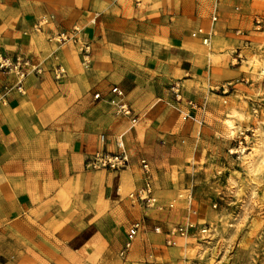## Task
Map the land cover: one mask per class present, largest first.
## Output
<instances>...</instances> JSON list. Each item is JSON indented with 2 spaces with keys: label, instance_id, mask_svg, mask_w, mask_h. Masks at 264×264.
<instances>
[{
  "label": "crops",
  "instance_id": "0c3cea01",
  "mask_svg": "<svg viewBox=\"0 0 264 264\" xmlns=\"http://www.w3.org/2000/svg\"><path fill=\"white\" fill-rule=\"evenodd\" d=\"M214 1L0 0V54L31 64L22 91L17 73L0 68V264H183L166 231L187 213L169 202L194 181L208 53L245 41L231 26L247 24L246 0H227L243 5L213 23ZM199 27L212 32L208 45L193 36ZM61 33L73 38L57 41ZM114 86L132 115L110 102ZM120 136L127 168L86 167ZM143 159L162 209L130 197L144 184Z\"/></svg>",
  "mask_w": 264,
  "mask_h": 264
},
{
  "label": "rangeland",
  "instance_id": "374dc122",
  "mask_svg": "<svg viewBox=\"0 0 264 264\" xmlns=\"http://www.w3.org/2000/svg\"><path fill=\"white\" fill-rule=\"evenodd\" d=\"M214 2L218 20L222 9L231 14L243 5ZM246 2L247 24L231 26L245 39L242 47L236 42L208 53V119L189 154L194 181L170 200L187 213L171 227L197 225L177 235L183 264H264V0ZM82 59L87 66L88 57Z\"/></svg>",
  "mask_w": 264,
  "mask_h": 264
},
{
  "label": "built area",
  "instance_id": "2783aa9c",
  "mask_svg": "<svg viewBox=\"0 0 264 264\" xmlns=\"http://www.w3.org/2000/svg\"><path fill=\"white\" fill-rule=\"evenodd\" d=\"M219 17L218 12V6L215 5L213 9L212 14V22H216ZM193 36H201L203 43L208 45L210 43V38L212 32L210 30H207L204 27L197 28L193 33ZM72 36H69L67 34L61 33L57 36V39L60 41H68L72 39ZM85 54L88 53L89 49L85 46L84 49ZM85 57H88L86 55ZM30 64V60L24 57H19L17 59H12L9 56L0 54V68L7 71V72H15L19 76V84H18V90L22 91V82L27 75V71L24 69V66H28ZM35 71L40 72L41 68L39 66L33 67ZM111 92L115 94V96L110 98V102L117 107V111L121 114L125 115H132L133 111L131 106L122 99L124 92L123 90L118 87L114 86L111 89ZM177 96L178 93H177ZM96 98L101 97V93L95 94ZM184 117H187L185 115ZM133 121H137V117H133ZM120 136L116 142L118 149L115 151H109L106 149H99L89 155L85 160V165L88 169H101V168H109L113 170H121L125 169L130 165V155L125 149L124 143L121 140ZM108 139V136L105 133L100 134V140L105 142ZM142 166L144 170V184L139 187L136 191H133L130 193V197L133 199L145 203L146 206H156L160 209L164 207V205L159 201L158 197L154 194V187H153V180H152V173H151V167L149 162L146 159L142 160ZM181 196V194H180ZM175 204V201H172L169 203L170 207H173ZM144 225V222L142 220L135 221L132 226L129 229L128 232V239L125 245V249L122 251V254H125L126 250H128L133 243V240L137 236L139 230ZM195 221H189L186 223H181L173 227H169L166 231L167 234V244L173 245L175 244L174 236L181 235L186 236L189 235L191 230L196 227ZM155 230L157 232H162L161 226H156ZM201 232H205L206 228H200Z\"/></svg>",
  "mask_w": 264,
  "mask_h": 264
},
{
  "label": "bare ground",
  "instance_id": "6f19581e",
  "mask_svg": "<svg viewBox=\"0 0 264 264\" xmlns=\"http://www.w3.org/2000/svg\"><path fill=\"white\" fill-rule=\"evenodd\" d=\"M97 61V60H96ZM231 124V123H230Z\"/></svg>",
  "mask_w": 264,
  "mask_h": 264
}]
</instances>
